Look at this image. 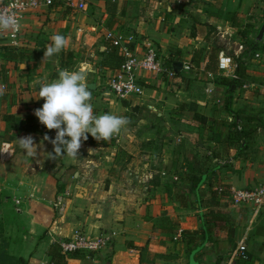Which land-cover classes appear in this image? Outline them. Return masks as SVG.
<instances>
[{
  "label": "crops",
  "instance_id": "0c3cea01",
  "mask_svg": "<svg viewBox=\"0 0 264 264\" xmlns=\"http://www.w3.org/2000/svg\"><path fill=\"white\" fill-rule=\"evenodd\" d=\"M75 2L84 3L85 10L68 6L67 0H53L50 6L42 4L27 12L16 48L0 38V193H4L6 202L17 198L21 201L18 206L14 204V209L20 207L19 218L7 225L9 254L23 258L26 264H48V249L53 242L70 238L77 229L90 235L108 230L115 233L114 238L107 251L97 258L102 262L105 259L101 257L107 255L105 264H190L193 253L196 264H264V208L235 206L230 191L218 192L219 186L230 190L264 184V133L253 143L254 154H248L246 138H237L238 145L237 140L228 138L236 116L235 103L229 116L222 104L227 87L221 83V78L237 74L238 66L231 63L236 57L248 66L246 73L251 80L264 82V37L257 40L264 24V0ZM212 30L218 31L219 42ZM110 32L138 53L154 45L175 77L138 74L143 94L125 101L111 91L102 93L100 99L110 100L105 109L125 113L130 108L141 126L161 123L170 129L172 137L155 138V143L162 145L159 153L154 149L144 151L140 146L151 138H129L127 143H139L137 150L143 153H137L135 160L138 181H112L107 189L95 177L112 169L113 165L106 162L110 158H99L104 159L106 167L96 166L98 170L90 172V178H82L84 174L75 163L78 156L49 159L53 146L44 138L34 141V156H28L25 150L23 155H15L9 150L10 137L18 133H8L11 121L4 120V115L7 112L15 118L36 117L34 110L44 103L38 99L39 90L29 91L25 85L27 90L22 91L21 87L28 82V76L30 81L36 78L35 73L46 72L48 82L53 81L61 71L62 52L69 49L79 51L86 46L95 59L99 46L111 66L99 70L89 64L86 83L95 86L90 88L95 91L96 84L91 82L101 80L100 85L109 89L108 82L120 61L107 39ZM56 33L67 37L68 46L43 60L44 50ZM215 43L222 46H214ZM243 48L250 51L241 54ZM176 62L183 64L178 72L173 69ZM187 64L191 65L189 71L185 69ZM49 65L51 70H45ZM107 71L111 75L105 82ZM18 98L25 100L19 102ZM196 115L205 117L207 122L194 121ZM95 143L82 141L84 149ZM26 158L25 163L22 159ZM87 162L95 163L96 159L89 158ZM133 168L131 165L130 169ZM152 175H158L155 181ZM201 177L199 185L193 188V182ZM114 189L121 196L113 195ZM48 198L57 207L63 206L70 218L55 216L45 203ZM202 228L208 233L204 242L198 234ZM241 245L246 246L247 259L236 255ZM93 263L94 258L68 259V264Z\"/></svg>",
  "mask_w": 264,
  "mask_h": 264
},
{
  "label": "rangeland",
  "instance_id": "374dc122",
  "mask_svg": "<svg viewBox=\"0 0 264 264\" xmlns=\"http://www.w3.org/2000/svg\"><path fill=\"white\" fill-rule=\"evenodd\" d=\"M213 31L214 30H212L210 32H213ZM214 32H215L216 41L219 42L220 37L218 35V31L215 30ZM224 41L226 43L229 40H224ZM214 46H222V45L215 43ZM104 47L107 48L106 45ZM107 49H109V47ZM245 51L246 52L250 51V49L243 48V50H241V52H242L241 54H243ZM90 52L91 51L86 46L84 48L80 49L79 51H77L76 49H74V50L69 49L67 51H63L62 56H61L62 59L60 60L63 62L61 64V66H67L63 70H68V71L80 70V71L87 73V68H89V66H88L89 64H91L92 68L99 69V70H102L100 67H103V66H104V69L110 68L111 64L108 63V57L107 58L105 57L106 53L102 54L99 46H98V49L95 51V53H96L95 59L93 57H91ZM111 52L113 53V51H111ZM108 53L111 54L110 52H108ZM108 53H107V56L109 55ZM231 63L232 64L234 63L236 66H240L243 69V71L239 75V78H237V84L239 87L238 91L232 97L233 98L232 106L235 103V107H234L235 109L234 110L236 112V116L233 117V120L230 124L229 138H233V139L237 140L235 142V145L239 144V139H237V138H239V136L241 138H246V140H245V142H247L246 150H248L250 152L248 154H254V149H253L255 147L254 144H256V140H257V138H259L260 134L264 133V94L261 93L262 90L264 91V82H262L261 80H256V81L253 79L251 80V77L249 75H247V73H246L248 71V66H245L244 62H242L240 58L238 59L236 57L235 59H231ZM115 65L116 64H114V67H116ZM219 65H220V63H219ZM227 67L228 66H226L225 68H227ZM47 69L51 70L50 65L48 67H46L45 70H47ZM107 72H108V74L107 75L105 74L106 76H104L105 82H107V79L111 75L109 73L110 71H107ZM236 75L237 74L234 73V74H232L231 77L236 76ZM35 76L37 79L33 77V79L31 81H30V78L28 76V82L26 84L24 83V85H22V87H21L22 91L27 90V89H24L25 85L27 86V88H29V91L39 90L42 83H44L45 81L46 82L49 81L48 75H46V72L45 73L44 72L35 73ZM57 78H58V73H57V75H54L53 79L55 80ZM32 81H35L37 83H33L31 85ZM89 82H91V80ZM100 82H101V80H94L93 82H91L93 84H96V90L98 91V92H95L96 90L92 91V99L90 101L92 106H93L94 114L101 115V114L109 113V114H114V115H118V116L124 115L125 117H127L129 119L130 123L127 126H125L120 131L119 134L114 135L111 139H109L107 141L102 140V141L98 142L89 134L88 137L95 140L96 143L94 146L87 145L86 149H84V147H83L84 145L81 144V148L78 150V157L76 158L75 163L80 166V170H81V172H83L82 174H84V176L82 175V178L83 177L84 178H90V172H92L94 170H98L96 168V166L106 167L104 165V159H99V158L105 157V159H107V158L113 159V161L110 159L108 161H106L107 163H110V166L113 165L112 169H108V170L105 169L104 172H101L100 175L96 174V177H95L96 182L102 184L103 188L107 185V189H108V188H110L112 181L123 182L124 180H129L130 183H131V181H136V180L138 181V179L135 178L136 172L134 170H135V166L137 164V162L135 160L137 157V153H139L137 150L139 143H130V142L127 143L129 138H151V141L146 140V141H144V143H141L140 146L143 145L144 151H148V150L151 151L154 149V151L156 153H159V151H161V149H162V145H160L158 143V141H156L157 142V144H156L155 138H172V137L170 136V133H169L170 129L166 128L161 123L157 125L155 122L154 123L150 122L149 125H142L141 126L142 123H141L139 117L136 116L134 111L130 108H128V110L125 111V113H118L117 111H115V113H114V111H110L109 109H105L108 106V103L110 102V100L109 99L103 100V99H100V97L102 96L103 92L109 93L110 90L108 88L104 87L105 85H100ZM33 86H34V88H33ZM97 86L99 88H104V89L98 90ZM10 87L12 88V86H10ZM7 91H8V89L5 92H7ZM108 96H110V95H108ZM103 98H111V97H103ZM18 100H19V102H22L25 99L24 98H22V99L18 98ZM24 104L25 103H23L22 105H24ZM24 111H21L22 114L27 113ZM18 116L19 117H16L17 119L24 118L23 115L22 116L18 115ZM35 118L37 119V117H35ZM18 124H19V122H11L9 124V126L12 125L14 127H17ZM39 125H41V124L39 123ZM17 133L18 134L16 135V137H12L10 135L12 142H11V147L9 148V150L12 149L15 152V155L18 154V156H19V154L23 155V149L20 148L18 140L14 139V138L20 139V138H23L26 136H31L34 141L39 140L41 138H44L45 135H47L50 138H55L56 130L44 129L43 132H39V133L20 130ZM174 137L175 138H182L178 135H175ZM4 138H9V137L4 136ZM252 140L255 142H253ZM125 148H127V149H125ZM89 149H91V150L89 151ZM258 150L259 149L257 148V151ZM95 151H96V153H94ZM113 153L115 156L112 155ZM139 154H143V153H139ZM257 156H258V154L256 156H252V157L256 158ZM89 158L96 159V162L89 164L87 162V160ZM22 161L26 163L28 160L26 158V159H22ZM66 164L70 165V163H66ZM131 165L134 167L133 169H130ZM115 167L117 169H115ZM129 172H131V174ZM152 177H153V175H152ZM157 177H158V175H156V176L154 175L153 180L155 181V178H157ZM54 178H55V180H58L59 176L58 177L54 176ZM92 178L94 179L93 176H92ZM89 181H91V180L89 179L87 182H89ZM119 186H121V183ZM130 193L137 194V191H133V192L131 191ZM112 194L116 195V196L117 195L121 196L120 192L117 191V189H114ZM135 194L133 195V197H135ZM4 196H5L4 193H0V198H1V200H0V247H1V249L5 250V251H9L10 245H9V239L7 237V231H8L7 225H8V221H13V220L15 221L19 218V214L17 213V210L20 211V209H19L20 207H17V210L14 209V207L16 206V205H14L15 204L14 202L19 200V198H17L16 200L15 199L9 200V201L7 200V202H6L5 201L6 199L4 198ZM130 197H131V195H130ZM49 199L50 198H48V200L45 203L47 205H49V207H51L54 210L55 216L58 217V216L63 215L67 219L70 218V216H71L70 213L64 212L62 210V209H64L63 206L57 207L54 204V202H52ZM27 219H28V217L25 216L24 220H27ZM77 230H80V229H77ZM86 234L88 236L106 235V236L111 238L110 242H112V240L114 238L113 235L115 233L110 234V231L106 230V232L103 231L102 233H100L98 235H90L88 233H86ZM107 248H109V245L107 246ZM107 248L105 250H103L102 252H100L98 256L94 257V261L96 263H93V264H105L108 261V259L106 258L107 255H105L104 257H101L102 259H105L104 261L101 262L100 260H98L100 258V254L106 252ZM82 259H85V257ZM86 259H88V258L86 257Z\"/></svg>",
  "mask_w": 264,
  "mask_h": 264
},
{
  "label": "clouds",
  "instance_id": "9594fccd",
  "mask_svg": "<svg viewBox=\"0 0 264 264\" xmlns=\"http://www.w3.org/2000/svg\"><path fill=\"white\" fill-rule=\"evenodd\" d=\"M20 27L15 13L0 10V33L18 32ZM50 39L43 60L58 54L69 43L67 37L59 33L53 34ZM86 79V72L61 70L57 79L44 82L39 88L38 99H43L44 103L34 110V115L46 129L56 130L54 139L47 135L44 137L53 146V151L48 153L49 159L56 160L65 155L76 158L82 141H86L89 134L98 142L107 141L130 123L125 116L94 114L90 102L92 91ZM18 142L28 156L35 155L36 144L31 136L20 138Z\"/></svg>",
  "mask_w": 264,
  "mask_h": 264
},
{
  "label": "built area",
  "instance_id": "2783aa9c",
  "mask_svg": "<svg viewBox=\"0 0 264 264\" xmlns=\"http://www.w3.org/2000/svg\"><path fill=\"white\" fill-rule=\"evenodd\" d=\"M53 0H0V10H8L15 13L21 25L24 15L30 10H35L44 5H52ZM68 6L85 10L84 3H76L75 0H67ZM22 27L18 32L0 33V38L6 40L12 47H18ZM107 39L120 58L119 66L115 74L110 78L108 87L110 91L120 101L129 100L132 97H139L143 94V87L139 82L138 74H151L154 76H167L169 79L175 77V73L166 68L154 45H148L143 53H138L126 43L123 38L114 33H108ZM131 42V40H129ZM260 55H256L258 58ZM187 71L191 70V65L185 66ZM237 78V76H233ZM222 191V189H218ZM230 196L235 206H253L256 209L264 208V184L253 188L230 189ZM20 200L15 201L18 206ZM111 238L106 235L88 236L83 230H76L70 238L59 241L61 252L65 255L79 251L100 253L111 243ZM236 255L242 259H247L246 246L241 245L236 251Z\"/></svg>",
  "mask_w": 264,
  "mask_h": 264
},
{
  "label": "trees",
  "instance_id": "16d2710c",
  "mask_svg": "<svg viewBox=\"0 0 264 264\" xmlns=\"http://www.w3.org/2000/svg\"><path fill=\"white\" fill-rule=\"evenodd\" d=\"M194 34H195V31L193 32V35ZM219 49L217 50V52L219 51ZM197 60H199V59H197ZM213 60H214V58H211L210 61L213 62ZM66 67L67 66H62L60 69L62 70ZM208 69H209V67H208ZM240 73H241V67L238 66V69H237L238 75H236L238 78H239ZM221 83L227 87V94H226V96L224 98V102L222 104L225 108L226 113L229 116H231L233 113L232 112V100H233L232 95H233L236 87L238 86L237 85V78L223 77V78H221ZM3 99L5 100V103H6L7 102L6 96H3ZM6 106H8V104H6ZM4 116H5V119L4 118L3 119L6 120L7 122H9V121L19 122L18 127H14V126L10 125L9 129H8V133L18 132L20 130L39 133V132H43L44 129H46L42 125H39L38 119H36L33 116H26L24 119H16L14 116L10 117L9 115H7V112H5ZM10 118L12 120H10ZM195 120L198 121L199 124L207 122V119L205 117H199L198 115L195 116L194 121ZM228 138H229V136H228ZM239 139H240V136H239ZM86 141L93 142L94 140L91 138H88ZM201 180H202V177L196 179L192 184L193 188L194 187L196 188L199 185ZM224 187L225 186H219L218 189H222V191H218V192H220L221 194H229L230 190H226ZM198 234H199L202 242L205 241V239L208 235L207 231L204 228L200 229ZM193 249H194V246H193L192 250ZM98 254L99 253H97V252L79 251V252H75L72 254L65 255L61 252L59 241H55L50 245V247L48 249V264H68V259H82L84 257H85V259H86V257L87 258H94ZM0 264H26V262L23 258L17 259L15 257L11 256L8 251H5V250L1 249V247H0Z\"/></svg>",
  "mask_w": 264,
  "mask_h": 264
},
{
  "label": "water",
  "instance_id": "95a60500",
  "mask_svg": "<svg viewBox=\"0 0 264 264\" xmlns=\"http://www.w3.org/2000/svg\"><path fill=\"white\" fill-rule=\"evenodd\" d=\"M264 37V24L262 25L260 31H259V34H258V37H257V40L258 41H261ZM183 67V64L181 62H176L173 64V69L175 72H178L179 70H181V68ZM95 86H91L90 85V88H94ZM206 179V176L203 177V180L202 182ZM194 256H195V253H193L190 257V264H196L195 262V259H194Z\"/></svg>",
  "mask_w": 264,
  "mask_h": 264
}]
</instances>
